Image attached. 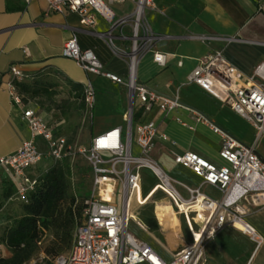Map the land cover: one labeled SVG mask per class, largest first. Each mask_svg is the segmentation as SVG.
Returning a JSON list of instances; mask_svg holds the SVG:
<instances>
[{"label": "crops", "instance_id": "crops-1", "mask_svg": "<svg viewBox=\"0 0 264 264\" xmlns=\"http://www.w3.org/2000/svg\"><path fill=\"white\" fill-rule=\"evenodd\" d=\"M155 5L157 11L145 12L146 27L152 38L148 50L137 58L136 79L158 94L176 98L181 107L167 115L159 113L156 108L147 113L135 108L133 125L150 121L158 124L159 134L154 140L150 159L164 173L165 169L175 168L185 171L179 176L186 177L188 182L165 173L172 180L171 188L151 171L156 181L143 193L140 172L141 182L135 192L139 196L129 204L127 214L130 210L138 223L143 221L140 214L151 213L159 224L168 225L169 236L178 240L179 246L165 248L133 222H129L128 231L143 241L130 230V225H134L157 244L162 253L150 243L143 242L163 260L169 261L172 255L183 252L199 240L204 230L202 210L197 205L186 203L189 194L184 186L199 188L204 196L215 201L222 197L216 188L202 185L201 179L173 161L175 154L192 152L216 165L223 164L218 157L220 136L205 123L197 121L195 114L206 118L242 144L249 145L255 136L249 122L190 83L189 76L201 58L219 51L243 77H254L255 68L264 65V0H155ZM111 10L114 22H118L133 13L134 5L130 2L112 5ZM91 13L94 24L84 26L81 16L76 13L48 12L44 0H31L29 3L25 0H0V158L14 154L30 138L22 120L24 109H33L48 123L53 119L52 125L60 124L59 132L72 144L63 130L65 120L61 116L53 118L39 112L30 101L25 103L21 100L22 106L14 104L10 85L17 80L10 74L11 67H16L24 75L17 82L28 83L49 76L68 87L79 85L80 92L84 85L90 83L95 91L93 109H86L78 99L85 115L88 118L92 116L93 137L124 125V117L128 113L125 86L86 74L74 61L61 56L64 43L76 39L79 47L91 50L107 71L120 77L128 74L130 24L113 25L100 15ZM154 53L164 56L163 65L153 61ZM261 75L264 76V72ZM253 80L264 83L257 76ZM78 90L72 91L73 97L77 96ZM15 93L21 98L16 90ZM132 151L138 153L135 146ZM257 153L264 158V143L260 144ZM156 183L167 192L156 194L152 191ZM141 189L142 194L139 192ZM244 220L264 238V208H251ZM242 228L238 223L237 230L226 227L217 232L203 246L202 264H264V243L255 249L253 243L239 232ZM5 253L8 254L7 251Z\"/></svg>", "mask_w": 264, "mask_h": 264}, {"label": "built area", "instance_id": "built-area-1", "mask_svg": "<svg viewBox=\"0 0 264 264\" xmlns=\"http://www.w3.org/2000/svg\"><path fill=\"white\" fill-rule=\"evenodd\" d=\"M30 1L25 0L26 3ZM44 1L48 12L76 13L81 16L84 26L94 24L91 12L113 25L131 26L128 74L125 77L107 71L91 50L79 47L76 39L66 41L62 47L61 56L74 61L86 74L125 86L128 113L123 126L93 137L88 147L78 149L77 153L89 162L91 168V195L84 201L83 221L74 230L70 249L54 257L49 264H202L205 241L226 227L236 229L237 223L243 227L238 231L253 243L255 249L264 243V238L244 220L251 208H264V158L257 153L260 144L264 143V83L253 80L257 76L264 82L261 75L264 65L255 68L254 77L245 78L226 61L221 52L216 51L201 58L192 70L189 82L249 122L255 136L249 145L242 144L206 118L195 114L197 121L205 123L220 136L218 157L223 164L216 165L192 152L175 154L173 161L201 179L202 185L216 188L222 197L215 201L204 196L199 188L184 186L189 194V202L201 198L205 217L203 236L191 247L165 261L147 243L136 239L128 231L130 220L127 215L129 203L140 186L141 169H149L159 181L173 188L172 180L150 159L154 140L159 134L158 124L150 121L134 126L132 118L135 108L143 113L156 108L159 113L167 115L181 107L176 98L158 94L136 79L137 58L148 50L152 38L146 27L145 12L158 10L155 0ZM127 2L134 5L133 13L114 22L111 6ZM153 61L163 65L165 59L154 53ZM9 71L17 81L24 78L16 67H11ZM10 91L14 104L22 106L13 85H10ZM81 94L85 108L92 110L95 103L92 85H84ZM22 120L30 138L14 154L0 158V171L9 178L15 189L12 201L27 204L28 195L40 185L49 162L60 161L73 153L68 139L58 130L60 124L48 123L33 109H24ZM133 146L137 148V154L133 153ZM41 164H44L43 167H40Z\"/></svg>", "mask_w": 264, "mask_h": 264}, {"label": "rangeland", "instance_id": "rangeland-1", "mask_svg": "<svg viewBox=\"0 0 264 264\" xmlns=\"http://www.w3.org/2000/svg\"><path fill=\"white\" fill-rule=\"evenodd\" d=\"M34 82L41 83L42 86L48 87V96H37L31 97L30 95H25V98L34 105L39 112H45L49 116H61L65 120V126L63 127L64 132L69 137L72 146V155L69 157L70 164V175L67 179L69 183V195L73 196L76 203L81 204L87 197L91 195L92 191V175L89 162L80 154H78V149L82 147H87L90 143L91 137V123L92 116L90 118L85 115V109L78 99V95L73 97L72 91L75 90L73 87H68L60 81L53 79L52 77H42L29 81V84ZM57 106L62 107L61 109ZM53 123V119H49ZM50 163V162H49ZM41 164L40 167H43ZM165 173L174 177L182 182H188L186 177H180L179 173L185 171L180 168L175 169H165ZM142 175V185L143 193H145L149 188L155 183V176L151 173L149 169H141ZM1 174V171H0ZM1 181V180H0ZM156 183L151 189L156 192V194H165L167 191L162 186H157ZM177 189L180 187L176 186ZM3 187L0 182V233H3L7 228H9L13 222L22 215L21 203L17 200L9 201L2 197ZM142 194V189L139 191ZM169 194L172 195L171 191ZM139 193H134L129 204L133 203L136 198H138ZM136 208V207H135ZM258 209V208H253ZM140 214V213H139ZM130 222L135 223L140 229L148 233L149 236L154 239L159 244H162L165 248H171L174 246H179L180 242L176 239H172L169 234V228L167 224L161 225L154 218L151 213H146L140 218L143 221L135 222L133 216L130 213L127 214ZM247 221V220H246ZM152 228V230H151ZM130 230L134 235L152 245V247L162 253L161 249L157 244L152 242L144 233L137 229L134 225H130ZM196 230V229H195ZM153 232V234L151 233ZM55 238L52 233L48 234L41 243L39 252L27 263V264H49L53 259L54 255L46 252V249L52 248ZM209 240L205 241L204 246ZM5 250L2 254H5ZM62 251L59 254L64 253ZM58 254V255H59Z\"/></svg>", "mask_w": 264, "mask_h": 264}, {"label": "trees", "instance_id": "trees-1", "mask_svg": "<svg viewBox=\"0 0 264 264\" xmlns=\"http://www.w3.org/2000/svg\"><path fill=\"white\" fill-rule=\"evenodd\" d=\"M13 86L25 103L28 101L25 95H49L48 87L42 86L41 83L14 81ZM75 89L78 90L79 85H76ZM77 95L82 100L79 90ZM69 175V157L48 164L40 185L34 193L28 195V203L20 202L22 215L0 233V264H27L39 252L42 240L50 233L56 241L50 250L46 249L47 253L56 257L62 251L66 253L70 249L74 230L83 221L84 202L78 204L75 198L69 195ZM0 180L3 187L2 197L12 201L15 195L12 183L3 172L0 174ZM4 249L8 254H2Z\"/></svg>", "mask_w": 264, "mask_h": 264}, {"label": "bare ground", "instance_id": "bare-ground-1", "mask_svg": "<svg viewBox=\"0 0 264 264\" xmlns=\"http://www.w3.org/2000/svg\"><path fill=\"white\" fill-rule=\"evenodd\" d=\"M168 180V179H167ZM165 186H169L166 182H162ZM186 203H192V204H194V205H197L200 209H201V198L200 197H198V199H197V201H195V202H186ZM202 210V209H201ZM238 224V223H237ZM204 231V230H203ZM203 236V232H202V234H201V236L199 237V239L201 238Z\"/></svg>", "mask_w": 264, "mask_h": 264}]
</instances>
